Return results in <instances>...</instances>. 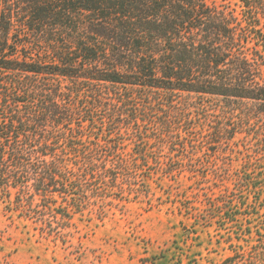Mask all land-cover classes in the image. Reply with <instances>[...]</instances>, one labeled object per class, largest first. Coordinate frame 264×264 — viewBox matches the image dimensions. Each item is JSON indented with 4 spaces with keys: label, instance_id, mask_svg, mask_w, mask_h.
I'll list each match as a JSON object with an SVG mask.
<instances>
[{
    "label": "trees",
    "instance_id": "1",
    "mask_svg": "<svg viewBox=\"0 0 264 264\" xmlns=\"http://www.w3.org/2000/svg\"><path fill=\"white\" fill-rule=\"evenodd\" d=\"M221 2L0 0L3 207L58 234L52 219L87 220L90 205L148 185L146 170L159 188L187 168L197 176L196 152L211 156L200 176L217 184L234 157L264 163V0ZM152 143L172 163H149ZM256 167L238 182L264 196ZM222 196L210 203L219 227L240 208ZM256 247L248 264H264Z\"/></svg>",
    "mask_w": 264,
    "mask_h": 264
},
{
    "label": "rangeland",
    "instance_id": "2",
    "mask_svg": "<svg viewBox=\"0 0 264 264\" xmlns=\"http://www.w3.org/2000/svg\"><path fill=\"white\" fill-rule=\"evenodd\" d=\"M230 2L239 10L236 0ZM232 141L238 144L232 143V147L243 148L242 136ZM121 148V156H132L130 143ZM169 153L168 145L159 148L152 143L147 152L149 163L153 164L155 158L172 163ZM191 157V165L200 171L197 176L193 177L187 168L159 188L156 175L146 170L144 173L154 181L127 189L124 198L107 199L103 206L100 202L90 205L87 220L75 216L65 225L59 218L52 219L58 234L47 232L42 221L17 218L0 203V264H248L256 246L264 245V236L260 237L264 235L260 222L264 196L247 193L249 187L240 186L238 178H248L253 172H245L247 169L264 163L255 156L249 163L242 156L234 157L228 170L220 168L218 179L228 178L217 184L213 175L207 179L200 176L204 169L201 164L209 163L211 156L196 152ZM223 161L226 159L221 158L218 164L222 166ZM225 192L235 199L229 205L236 203L240 208L234 207L237 212L233 221L219 227L211 216L218 215V209L210 203L218 202ZM253 195L260 199L255 200ZM58 221L64 225L58 226ZM258 226L263 228L256 232Z\"/></svg>",
    "mask_w": 264,
    "mask_h": 264
}]
</instances>
